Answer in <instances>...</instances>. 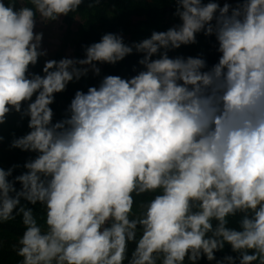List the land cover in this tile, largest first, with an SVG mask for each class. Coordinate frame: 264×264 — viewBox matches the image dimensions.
Returning a JSON list of instances; mask_svg holds the SVG:
<instances>
[{
	"label": "clouds",
	"instance_id": "obj_1",
	"mask_svg": "<svg viewBox=\"0 0 264 264\" xmlns=\"http://www.w3.org/2000/svg\"><path fill=\"white\" fill-rule=\"evenodd\" d=\"M83 2L0 0V125L27 117L10 147L35 154L18 175L0 167V223L24 226L18 264H264V0H174L166 31L106 33L30 71L47 54L37 18L79 19ZM200 33L220 54L210 68L168 55ZM134 50L142 70L77 90L53 122L55 94ZM226 245L236 255L217 259Z\"/></svg>",
	"mask_w": 264,
	"mask_h": 264
},
{
	"label": "trees",
	"instance_id": "obj_2",
	"mask_svg": "<svg viewBox=\"0 0 264 264\" xmlns=\"http://www.w3.org/2000/svg\"><path fill=\"white\" fill-rule=\"evenodd\" d=\"M88 2L89 0H84L80 5L78 9L79 19H75L71 14L63 16V23L66 26L64 44L65 47L71 48L75 58H84V47L98 42L106 33H119L126 44H132L149 38L153 31H166L173 25L180 23L178 17L173 15L175 11L174 0H100V4L94 9L87 8ZM203 2L207 3L208 0H203ZM216 2L221 6L225 3L221 0H216ZM227 3L234 5L237 1ZM16 6L19 7L20 4L17 3ZM196 41L195 44L182 45L179 49L170 51L168 55L170 57L202 55L206 60L207 67L210 68L218 62L220 55L216 51L215 37H205L203 33H200L197 34ZM141 58L142 54H138L134 50L131 55L114 65L98 63L99 76L88 74L86 77H81L79 81L70 82L63 92L55 94L54 103L50 105L53 110V122L64 117L65 109L77 90L86 92L90 86L98 87L102 78L107 75H118L125 79L131 78L142 70V66L138 64ZM60 59L61 56H57L54 60ZM44 63L45 60L40 57L36 66H30L29 70L42 74ZM28 131V118L21 119L20 115L15 112L8 114L6 122L0 125V137H3L0 140V167L7 169L13 164L21 165L13 172V176L24 171L23 164L35 156L34 153L10 147L14 136H23ZM15 187L19 189L20 185L17 183ZM29 207H34L37 214L41 212L39 205H29ZM238 219L239 217L231 218L230 226H236ZM23 230L24 226L20 217L0 223V264H18V261L22 259L17 255L13 246L17 243ZM225 255L235 256L236 254L232 253L230 246L227 245L222 251L215 253L217 259H221ZM199 264H215V261L208 262L202 258Z\"/></svg>",
	"mask_w": 264,
	"mask_h": 264
},
{
	"label": "rangeland",
	"instance_id": "obj_3",
	"mask_svg": "<svg viewBox=\"0 0 264 264\" xmlns=\"http://www.w3.org/2000/svg\"><path fill=\"white\" fill-rule=\"evenodd\" d=\"M34 31L42 32V49L46 50L47 54L42 58L46 61L49 59H55L57 56L61 58H75L71 48L65 47L64 34L66 32V26L63 23V16L57 21H52L47 24L41 23L37 18V23ZM88 74H93L89 71Z\"/></svg>",
	"mask_w": 264,
	"mask_h": 264
},
{
	"label": "built area",
	"instance_id": "obj_4",
	"mask_svg": "<svg viewBox=\"0 0 264 264\" xmlns=\"http://www.w3.org/2000/svg\"><path fill=\"white\" fill-rule=\"evenodd\" d=\"M222 2H235L237 0H221Z\"/></svg>",
	"mask_w": 264,
	"mask_h": 264
}]
</instances>
